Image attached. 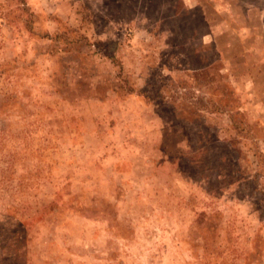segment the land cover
<instances>
[{
  "label": "rangeland",
  "instance_id": "374dc122",
  "mask_svg": "<svg viewBox=\"0 0 264 264\" xmlns=\"http://www.w3.org/2000/svg\"><path fill=\"white\" fill-rule=\"evenodd\" d=\"M0 264H264V0H0Z\"/></svg>",
  "mask_w": 264,
  "mask_h": 264
}]
</instances>
